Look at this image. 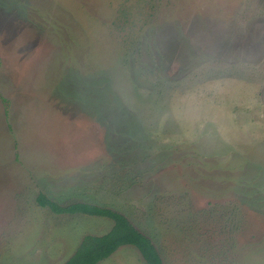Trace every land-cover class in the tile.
Wrapping results in <instances>:
<instances>
[{
  "label": "rangeland",
  "instance_id": "1",
  "mask_svg": "<svg viewBox=\"0 0 264 264\" xmlns=\"http://www.w3.org/2000/svg\"><path fill=\"white\" fill-rule=\"evenodd\" d=\"M40 195L122 213L164 264H264V0H0V264L114 226Z\"/></svg>",
  "mask_w": 264,
  "mask_h": 264
},
{
  "label": "trees",
  "instance_id": "2",
  "mask_svg": "<svg viewBox=\"0 0 264 264\" xmlns=\"http://www.w3.org/2000/svg\"><path fill=\"white\" fill-rule=\"evenodd\" d=\"M38 200L41 206H49L56 213H80L114 221L109 233L103 236H86L76 253L65 264H99L124 245L137 247L147 264H164L151 239L137 230L122 213L86 203L61 206L43 195Z\"/></svg>",
  "mask_w": 264,
  "mask_h": 264
}]
</instances>
